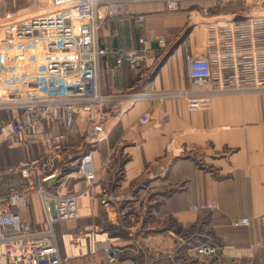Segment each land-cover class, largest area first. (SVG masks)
<instances>
[{
    "label": "crops",
    "instance_id": "1",
    "mask_svg": "<svg viewBox=\"0 0 264 264\" xmlns=\"http://www.w3.org/2000/svg\"><path fill=\"white\" fill-rule=\"evenodd\" d=\"M215 1L183 2L177 12L161 1L131 4L128 15L115 19L102 13L98 48L131 51L142 48L139 41L144 40L150 51L139 70L125 65L114 73V59L102 58L101 93L189 89L186 58L211 51L208 25L246 15L222 14ZM139 16L145 17L143 25L136 23ZM162 36L168 37L166 49L157 43ZM122 106L125 113L107 125V139L93 152L99 182L115 195L132 193V201L116 213L93 204L91 211L83 210L84 219L57 223L64 264H109L104 252L109 245L119 250L115 264H264L259 225L231 227L234 219L264 215V95L216 97L208 111H191L183 100L130 99ZM144 115L150 117L147 124L140 122ZM54 133L65 131L59 126ZM87 148L79 123L59 155L76 157ZM0 179L4 192L18 180ZM64 183V192L85 189L82 181ZM211 201L218 204L217 211L191 212L195 203ZM88 204L82 199L83 207ZM24 218L35 229H46L37 194L30 195ZM207 245L217 247L215 257L198 254Z\"/></svg>",
    "mask_w": 264,
    "mask_h": 264
},
{
    "label": "built area",
    "instance_id": "2",
    "mask_svg": "<svg viewBox=\"0 0 264 264\" xmlns=\"http://www.w3.org/2000/svg\"><path fill=\"white\" fill-rule=\"evenodd\" d=\"M157 1L165 2L170 12H177L183 2L206 0H51L36 14L23 11L0 21V147L38 146L44 153L40 159L0 175L18 179L5 192L0 188V264H64L57 223L82 219L83 210L91 211L93 204L116 213L118 207L132 201V193L115 195L99 182L93 152L106 135L107 125L125 113L123 101L183 100L191 111H208L216 97L264 94V15L247 14L208 25L211 51L202 57L186 58L189 89L103 95L99 83L102 58L114 59V73L125 65L139 70L150 50L144 40L139 41L142 48L131 51L98 48L102 13L106 19H115L128 15L131 4ZM135 20L139 25L145 23L143 16ZM157 43L166 49L168 37H159ZM149 121V115H144L140 122ZM79 123L89 150L76 157H60L68 134ZM59 126L65 133H54ZM66 180L82 181L85 189L64 192L61 186ZM31 194L41 199L45 230L35 229L24 218ZM82 199L89 203L86 208ZM218 209L215 201L197 202L191 212ZM255 224L264 234V215L231 221L234 229ZM218 251L213 245L197 250L203 257H215ZM104 252L109 264L118 262L117 248L109 245Z\"/></svg>",
    "mask_w": 264,
    "mask_h": 264
},
{
    "label": "rangeland",
    "instance_id": "3",
    "mask_svg": "<svg viewBox=\"0 0 264 264\" xmlns=\"http://www.w3.org/2000/svg\"><path fill=\"white\" fill-rule=\"evenodd\" d=\"M50 1L51 0H0V21L9 14L19 13L23 11L34 12L32 14H36L40 11H43L44 8H47L48 5L50 4ZM216 1H218L219 3L217 8H219L222 14L230 15V14H235V13L238 14L240 12H244L246 15L247 14H251L255 16L264 15V2H260L256 0H240V1L216 0ZM230 18L232 17L231 16L222 17V19L219 20L224 21ZM196 21L200 22L201 19L198 18L196 19ZM232 96H239V95H232ZM43 155L44 153L42 148L38 146L31 147L29 149H20L17 148L16 146H12L11 144H4L3 146L0 147V175L2 172H5L6 170L15 169L20 167L22 164H26L34 160L40 159ZM3 187L4 186H1L0 188L2 189ZM2 191L3 189L1 190V192ZM84 218L85 216H83L82 219ZM80 220H76L74 222Z\"/></svg>",
    "mask_w": 264,
    "mask_h": 264
},
{
    "label": "bare ground",
    "instance_id": "4",
    "mask_svg": "<svg viewBox=\"0 0 264 264\" xmlns=\"http://www.w3.org/2000/svg\"><path fill=\"white\" fill-rule=\"evenodd\" d=\"M102 137V136H101ZM107 139V135H103V139L102 140H100L98 143H100V142H102V141H104V140H106ZM98 145V144H97Z\"/></svg>",
    "mask_w": 264,
    "mask_h": 264
}]
</instances>
